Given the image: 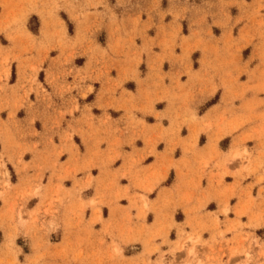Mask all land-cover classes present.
<instances>
[{
    "label": "crops",
    "instance_id": "obj_1",
    "mask_svg": "<svg viewBox=\"0 0 264 264\" xmlns=\"http://www.w3.org/2000/svg\"><path fill=\"white\" fill-rule=\"evenodd\" d=\"M13 1L0 0V191L11 181L0 198V264H146L168 255L171 233L191 230L187 220L204 262L220 248L226 261L225 244L246 247L248 234L264 242L263 65L231 84L205 59L179 83L161 81L96 46L97 35L92 50L78 47L60 17L39 16L32 31L29 12L23 25L7 26ZM243 147L248 170L239 171L229 155ZM36 186L41 196L31 194ZM18 209L25 224L14 227ZM6 232L15 233L9 246Z\"/></svg>",
    "mask_w": 264,
    "mask_h": 264
},
{
    "label": "rangeland",
    "instance_id": "obj_2",
    "mask_svg": "<svg viewBox=\"0 0 264 264\" xmlns=\"http://www.w3.org/2000/svg\"><path fill=\"white\" fill-rule=\"evenodd\" d=\"M11 4L7 26L16 23L23 25L29 12L33 13L28 17L26 26L32 31L38 29L39 16L47 24L60 17L65 21L68 33L75 32L76 36L81 37L79 42H74L80 43L78 47L86 43L87 48L92 50L97 35L99 43L96 46H106L111 55L129 56L134 64L140 65L142 72L148 67L161 81L177 84L199 68L205 59L209 69L218 71L221 80L231 84L245 79L252 68L259 64L264 68V0H14ZM108 22L112 25L110 36H106L104 30ZM127 24L130 25L128 30L125 27ZM57 34L61 41L63 35L60 29H57ZM73 47L76 48L75 45ZM74 50L68 54L70 57L76 52ZM102 50L106 53L105 48ZM7 60L4 61L7 63ZM80 62L81 58L76 60V63ZM158 71L160 72L157 73ZM194 120L195 115L192 114L185 121L188 123ZM204 125L208 127L209 122ZM189 135L195 144L198 130L190 127ZM259 138L260 135L257 136ZM203 140L204 137L201 136L200 143ZM227 142V138L221 140V147H226ZM209 143L210 137L206 141L207 145ZM247 154L246 147L234 149L230 152L229 160L239 158V171L248 170L246 163L249 158H243ZM229 170L224 167L225 172ZM4 174L8 175L7 169H4ZM170 179L169 177L168 180ZM2 186L0 198L6 201L11 181L4 179ZM38 188L36 186L31 194L41 196ZM147 188L151 189V186ZM146 207L145 200L143 209ZM228 210L229 205L225 202L222 211L226 213ZM14 217L10 213V220H15V224H12L14 227L25 224L20 209ZM176 218L180 219L181 214L177 213ZM170 222L173 221H168V226H171ZM52 223L54 221H50ZM161 224L162 222L158 223ZM186 224L191 227L190 231L180 226L177 227L176 234L171 233V237L175 239L171 241L173 246L168 250V255L159 251L158 258L154 261L147 260L146 264H252L259 257H264V242H259L256 236L248 234L243 238L249 240L246 247H243V241L237 247H227L225 244V251L229 253L226 261H223L225 253L220 248L217 255H206L204 262L198 255L201 251L204 253L203 240L195 232L192 222L187 220ZM163 230L165 228H161L156 234L161 236ZM14 235V232L5 233L6 245L13 243ZM164 235L166 236V231ZM148 242L149 238L144 240V245L147 246ZM189 249L192 252H188ZM115 250L120 249L117 246ZM153 250H159L158 246L148 251Z\"/></svg>",
    "mask_w": 264,
    "mask_h": 264
},
{
    "label": "bare ground",
    "instance_id": "obj_3",
    "mask_svg": "<svg viewBox=\"0 0 264 264\" xmlns=\"http://www.w3.org/2000/svg\"><path fill=\"white\" fill-rule=\"evenodd\" d=\"M188 252H192V250L191 249H189V251Z\"/></svg>",
    "mask_w": 264,
    "mask_h": 264
}]
</instances>
